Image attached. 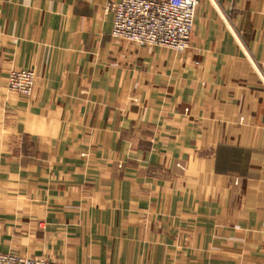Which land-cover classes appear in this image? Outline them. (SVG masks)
<instances>
[{
  "label": "crops",
  "instance_id": "crops-1",
  "mask_svg": "<svg viewBox=\"0 0 264 264\" xmlns=\"http://www.w3.org/2000/svg\"><path fill=\"white\" fill-rule=\"evenodd\" d=\"M115 1L0 0V252L264 264V0H200L184 52L115 41Z\"/></svg>",
  "mask_w": 264,
  "mask_h": 264
},
{
  "label": "built area",
  "instance_id": "built-area-1",
  "mask_svg": "<svg viewBox=\"0 0 264 264\" xmlns=\"http://www.w3.org/2000/svg\"><path fill=\"white\" fill-rule=\"evenodd\" d=\"M200 0H120L110 2L111 36L117 41L137 46H166L184 52L190 37ZM11 90L24 97L33 94L36 74L33 70H11L7 76ZM0 264H61L15 252H0Z\"/></svg>",
  "mask_w": 264,
  "mask_h": 264
},
{
  "label": "rangeland",
  "instance_id": "rangeland-1",
  "mask_svg": "<svg viewBox=\"0 0 264 264\" xmlns=\"http://www.w3.org/2000/svg\"><path fill=\"white\" fill-rule=\"evenodd\" d=\"M29 70V69H28ZM31 70V69H30ZM8 76V75H7ZM36 258V257H35ZM40 259H43V258H40ZM50 261H55V260H50ZM55 262H59V261H55ZM59 263H61V262H59ZM61 264H63V263H61Z\"/></svg>",
  "mask_w": 264,
  "mask_h": 264
}]
</instances>
